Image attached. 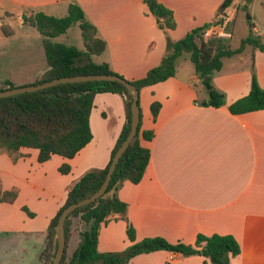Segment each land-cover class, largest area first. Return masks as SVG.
Segmentation results:
<instances>
[{"label": "crops", "instance_id": "obj_1", "mask_svg": "<svg viewBox=\"0 0 264 264\" xmlns=\"http://www.w3.org/2000/svg\"><path fill=\"white\" fill-rule=\"evenodd\" d=\"M70 1L81 6L95 25L96 35L105 40L102 52L90 54L93 61L107 62L127 79L143 76L159 62L165 34L147 13L143 0H0V26L29 25L21 15L30 10L63 16ZM159 1L173 11L176 26L168 30L173 39L216 20L222 2ZM254 1L232 0L225 8L230 14L225 28L231 35L238 5L247 8ZM76 23L79 26L78 22L71 25ZM71 25L52 39L78 46L75 30L73 40L61 37L69 38ZM252 31L261 35L254 24ZM187 60L192 62L189 53L182 52L176 58L174 75L140 88V127L153 131L141 143L150 149V157L141 179L124 180L118 196L127 203L135 240L159 235L171 242L192 243L199 232L229 233L240 251L227 264H264V108L239 113L228 108L249 91L252 72L264 87V50L246 43L240 52L222 56L220 69L211 74L213 87L224 94L220 105L204 104L210 89L200 81L194 63L189 65ZM46 68L47 63L38 72ZM153 100L160 102L155 118L150 109ZM124 121L123 95L99 91L89 114L92 137L72 157L53 153L39 161L36 147L22 146L13 159L0 148V189L17 188L13 201L0 202V264H39L50 218L85 170L107 163ZM62 163L69 164L67 172L59 170ZM78 218L72 217L67 256L80 240L83 228ZM130 243L126 221L118 213L101 224L99 251L121 250ZM126 264L211 263L199 253L185 255L161 248L137 253Z\"/></svg>", "mask_w": 264, "mask_h": 264}, {"label": "trees", "instance_id": "obj_2", "mask_svg": "<svg viewBox=\"0 0 264 264\" xmlns=\"http://www.w3.org/2000/svg\"><path fill=\"white\" fill-rule=\"evenodd\" d=\"M156 25L165 34V49L159 62L150 67L146 73L136 79H128L137 88V104L139 107V91L142 86L164 80L175 74L176 58L182 52H188L194 63V69L205 88H209L208 98L204 104L220 105L224 102V94L211 83V74L220 69L222 56L240 52L246 43L264 50V38L250 32L240 39L237 46L232 47L224 37H217L210 42L203 36L204 29L210 22L196 25L188 29L177 39L170 37L168 30L176 26L173 11L159 0H143ZM232 0H222L218 11L225 9ZM245 5V4H244ZM243 5V6H244ZM22 22L35 27L42 34L47 68L42 75L31 83H38L54 77L86 73H116L107 62H95L90 58L92 53H100L105 48V40L96 35L95 25L89 21L81 6L70 1L67 13L63 16L47 14L41 10L23 12ZM74 22H78L84 49L73 44L53 40L52 37L66 31ZM4 34L13 32V28L2 23ZM127 79V78H126ZM14 84L8 83L13 87ZM115 91L124 97L125 121L116 141L111 148L110 156L103 167H91L85 170L69 187L64 202L58 207L48 223L45 242L38 253L39 264H50L56 247L55 225L62 209L71 202L77 201L93 193L102 183L112 157L126 137L131 125L132 97L126 86L116 80H75L55 83L37 90L22 91L0 96V148L13 159L19 155L22 146L36 147L39 161L48 159L51 154L58 153L72 157L92 137L89 125V114L96 92ZM160 102L153 100L150 109L155 118ZM233 113L264 108V87L258 83L252 72L249 91L228 104ZM151 129L140 127V107L137 131L122 152L112 171L108 185L102 195L94 201L73 209L65 218V248L58 264H126L130 257L140 252L155 249H167L182 254L199 253L210 260L211 264H227L231 257L240 251L238 241L229 233H197L192 243L183 241L171 242L162 236H144L135 240V228L126 215L127 203L117 193L124 180L138 182L148 164L150 149L141 143V139H150ZM70 166L62 163L59 170L67 172ZM17 188L0 189V202L13 201ZM29 215H33L25 205L22 206ZM114 213L126 221V234L131 243L121 250L99 251L97 235L102 223ZM86 224L79 232L80 240L70 256H67V239L71 230L72 217L77 216Z\"/></svg>", "mask_w": 264, "mask_h": 264}, {"label": "rangeland", "instance_id": "obj_3", "mask_svg": "<svg viewBox=\"0 0 264 264\" xmlns=\"http://www.w3.org/2000/svg\"><path fill=\"white\" fill-rule=\"evenodd\" d=\"M236 20L232 23V35L226 41L231 46H237L240 39L250 32V27L256 25L264 38V0H255L250 6L244 8L241 4L235 10ZM235 19V18H234ZM71 25L70 36L63 40H73V30H75V40H78V48H83L81 32L78 24ZM13 32L4 34L0 32V88H5L8 83L15 85L31 83L39 78L43 72L41 68L46 66L44 50L42 46V34L33 26L13 24ZM255 33V32H254ZM65 35V34H63ZM210 37V38H209ZM77 38V39H76ZM205 40L211 41V36ZM76 42V41H75ZM184 61V59H182ZM189 65L193 66L192 62ZM79 222L81 221L78 218ZM82 228L87 226L82 222ZM82 229V230H83ZM95 264H103L98 261Z\"/></svg>", "mask_w": 264, "mask_h": 264}, {"label": "water", "instance_id": "obj_4", "mask_svg": "<svg viewBox=\"0 0 264 264\" xmlns=\"http://www.w3.org/2000/svg\"><path fill=\"white\" fill-rule=\"evenodd\" d=\"M116 80L121 83H123L128 91L131 94L132 101H131V125L130 130L127 133L124 140L121 142V144L116 149L112 160L110 162V165L106 171L105 177L98 187L93 193L90 195L83 197L77 201L71 202L68 205H66L62 211L60 212L57 222L55 225V237L57 240V247L54 253V256L50 262V264H58L64 248H65V233H64V221L66 216L76 207L81 206L83 204H87L91 201H94L97 197L102 195L108 185L109 179L111 177L112 171L116 165V162L118 161L119 157L121 156L122 152L125 150V148L128 146L130 141L132 140L133 136L135 135L137 131V124L139 120V107L137 104V88L136 86L131 83L128 79L125 77H122L116 73H86V74H74V75H65L60 77H54L52 79H47L38 83H27V84H19L15 85L13 87H5L0 88V96H6L9 94L22 92V91H31V90H37L55 83L59 82H66V81H75V80Z\"/></svg>", "mask_w": 264, "mask_h": 264}, {"label": "built area", "instance_id": "obj_5", "mask_svg": "<svg viewBox=\"0 0 264 264\" xmlns=\"http://www.w3.org/2000/svg\"><path fill=\"white\" fill-rule=\"evenodd\" d=\"M229 11L227 9H221L218 11V17L216 20L211 21L209 25L204 29L203 36L206 38L211 36L217 37H230L231 31L225 28V22L229 19Z\"/></svg>", "mask_w": 264, "mask_h": 264}]
</instances>
